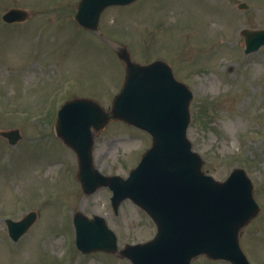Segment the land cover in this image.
<instances>
[{"label": "rangeland", "instance_id": "374dc122", "mask_svg": "<svg viewBox=\"0 0 264 264\" xmlns=\"http://www.w3.org/2000/svg\"><path fill=\"white\" fill-rule=\"evenodd\" d=\"M80 0H0V130L19 129L11 146L0 138V264H131L103 252L76 247L74 213L104 217L126 243L150 240L156 228L133 202L118 216L112 192L82 193L76 154L55 135L58 109L76 96L105 108L119 92L125 67L115 48L133 59L166 60L194 93L189 138L204 170L224 181L244 168L254 182L261 213L240 236L252 264H264V46L245 54L246 29H264V0H138L107 9L99 32L74 20ZM246 3L248 9H239ZM12 8L29 12L25 23L5 24ZM150 136L124 123L101 132L95 164L106 175L127 177ZM36 211L38 221L17 243L6 220ZM192 264H229L206 256Z\"/></svg>", "mask_w": 264, "mask_h": 264}, {"label": "water", "instance_id": "95a60500", "mask_svg": "<svg viewBox=\"0 0 264 264\" xmlns=\"http://www.w3.org/2000/svg\"><path fill=\"white\" fill-rule=\"evenodd\" d=\"M137 0H81L75 14L84 28L96 31L101 14L111 6H126ZM247 8L246 4L240 5ZM27 11L12 9L6 22L24 21ZM246 53L264 45V30H244ZM126 65V78L109 110L90 99L68 101L59 112L56 134L79 159V180L86 194L100 187L113 193L114 209L130 198L156 225L148 242L126 245L119 250L116 234L104 218L75 217L77 246L84 254L96 251L118 253L132 264H192L200 255L212 260L249 264L240 245L243 228L261 211L254 196V184L243 168H236L225 181L203 170L205 161L193 151L188 137L193 93L176 80L172 68L162 60L147 65L136 63L129 49L117 48ZM113 121H124L147 131L152 146L130 176L103 175L93 162L97 134ZM1 135L15 145L19 130ZM37 218L8 220L14 241L28 231Z\"/></svg>", "mask_w": 264, "mask_h": 264}]
</instances>
